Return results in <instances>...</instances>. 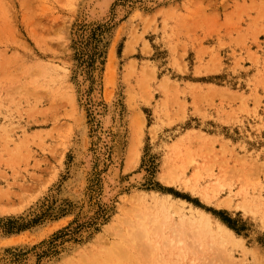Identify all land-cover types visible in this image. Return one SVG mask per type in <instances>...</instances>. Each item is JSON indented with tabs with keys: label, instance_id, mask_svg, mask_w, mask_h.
I'll return each instance as SVG.
<instances>
[{
	"label": "rangeland",
	"instance_id": "1",
	"mask_svg": "<svg viewBox=\"0 0 264 264\" xmlns=\"http://www.w3.org/2000/svg\"><path fill=\"white\" fill-rule=\"evenodd\" d=\"M116 258L264 264V0H0V264Z\"/></svg>",
	"mask_w": 264,
	"mask_h": 264
},
{
	"label": "bare ground",
	"instance_id": "2",
	"mask_svg": "<svg viewBox=\"0 0 264 264\" xmlns=\"http://www.w3.org/2000/svg\"><path fill=\"white\" fill-rule=\"evenodd\" d=\"M191 216L196 217V216H193V214H191ZM192 221L196 223L195 230L198 234H202V233H206V232L207 233L213 232L210 228L211 227V221L208 218L204 219L203 216H198L196 218H192ZM217 230H218L219 234H221L222 238H225V239L232 238L231 231L226 226H224L223 224L218 223ZM229 258H231V257H229ZM229 258H228V260H229ZM133 260L135 261V259H133ZM125 262L126 261H124L122 258H116V260H113L112 262L110 261V264H123ZM129 263L130 264H136V261L135 262H129Z\"/></svg>",
	"mask_w": 264,
	"mask_h": 264
}]
</instances>
